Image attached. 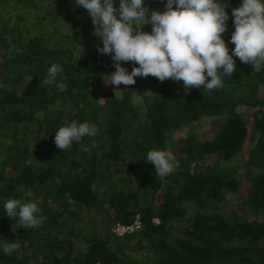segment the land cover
<instances>
[{
    "label": "trees",
    "instance_id": "1",
    "mask_svg": "<svg viewBox=\"0 0 264 264\" xmlns=\"http://www.w3.org/2000/svg\"><path fill=\"white\" fill-rule=\"evenodd\" d=\"M166 2L144 0L150 12ZM220 2L231 55L242 0ZM93 37L76 0H0V264H264V67L233 57L223 88L149 75L117 92L114 54L81 52ZM53 64L62 71L45 85ZM213 116L216 132L201 137ZM73 120L97 132L62 151L55 134ZM154 149L179 167L156 177ZM9 199L35 202L46 221L22 228ZM6 242L20 248L4 254Z\"/></svg>",
    "mask_w": 264,
    "mask_h": 264
},
{
    "label": "clouds",
    "instance_id": "2",
    "mask_svg": "<svg viewBox=\"0 0 264 264\" xmlns=\"http://www.w3.org/2000/svg\"><path fill=\"white\" fill-rule=\"evenodd\" d=\"M76 4L88 11L94 34L102 40L103 47H98V52L114 54L116 70L109 74L111 85H134L136 77L151 75L161 82L183 81L185 89L202 86L213 90L223 88L222 77H232L236 71L233 57L251 64L255 72L264 67V0H242L239 7L232 8L235 30L230 42L235 48L231 55L222 38L229 20L225 10L228 4L220 0H167L163 12H150L144 0H120L118 8L114 0H76ZM147 24L152 25L150 33L143 31ZM121 62L138 66L129 73ZM61 71L60 65L53 64L43 83H53ZM96 132L88 122L73 120L59 128L54 142L63 151L73 142H79L86 135L94 136ZM147 161L155 166L159 178L179 167L170 150H151ZM25 196H33L32 191ZM4 208L8 217L18 218L16 224L22 228L41 226L47 219L37 215L40 209L35 202L9 199ZM19 248L18 242H6L2 250L11 255Z\"/></svg>",
    "mask_w": 264,
    "mask_h": 264
},
{
    "label": "rangeland",
    "instance_id": "3",
    "mask_svg": "<svg viewBox=\"0 0 264 264\" xmlns=\"http://www.w3.org/2000/svg\"><path fill=\"white\" fill-rule=\"evenodd\" d=\"M92 44L87 47H81V52H87V51H95L97 53L98 52V47L102 48L103 47V43L102 40L99 37H93L92 38ZM101 54V53H99ZM116 87V91L120 92V85L119 86H115ZM218 118L213 116V117H204L201 122H200V126H199V133L201 137H210L213 133L216 132L217 128H218ZM243 160V157L239 154L238 156L235 157L234 159V163H240V161Z\"/></svg>",
    "mask_w": 264,
    "mask_h": 264
},
{
    "label": "built area",
    "instance_id": "4",
    "mask_svg": "<svg viewBox=\"0 0 264 264\" xmlns=\"http://www.w3.org/2000/svg\"><path fill=\"white\" fill-rule=\"evenodd\" d=\"M139 227H140V221L137 220L133 225H129V226L118 224L116 227V231L119 234H123L126 231L134 230V228H139Z\"/></svg>",
    "mask_w": 264,
    "mask_h": 264
}]
</instances>
